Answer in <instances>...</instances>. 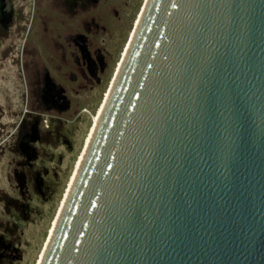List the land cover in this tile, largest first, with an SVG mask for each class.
<instances>
[{"label":"water","instance_id":"obj_1","mask_svg":"<svg viewBox=\"0 0 264 264\" xmlns=\"http://www.w3.org/2000/svg\"><path fill=\"white\" fill-rule=\"evenodd\" d=\"M41 264H264V0H149Z\"/></svg>","mask_w":264,"mask_h":264},{"label":"rangeland","instance_id":"obj_2","mask_svg":"<svg viewBox=\"0 0 264 264\" xmlns=\"http://www.w3.org/2000/svg\"><path fill=\"white\" fill-rule=\"evenodd\" d=\"M145 2L35 0L27 33L18 30V16L0 30V57L9 42L28 45L22 62L45 66L65 92L59 104L43 108L42 99L27 96L20 52L17 73L8 60L1 62L0 264L40 263ZM12 4L31 10L32 0ZM75 43L89 45L92 74L81 59L74 69L69 52Z\"/></svg>","mask_w":264,"mask_h":264},{"label":"flooded vegetation","instance_id":"obj_3","mask_svg":"<svg viewBox=\"0 0 264 264\" xmlns=\"http://www.w3.org/2000/svg\"><path fill=\"white\" fill-rule=\"evenodd\" d=\"M34 4H35V0H32V6L30 10V4L29 5L25 4L24 6H20L19 4L17 8H14L12 4V0H0V30L10 28L13 24L12 18L18 16L20 19V22L17 23L18 30H25L27 33L31 27V21L33 20ZM25 8L28 9L25 10ZM68 38L72 39L70 42H72L73 40L76 41V37H68ZM56 45H58V43ZM75 45H76L75 52L72 51L69 52L72 58L71 61L74 64V69L76 70V72H78V65L80 64V59H81L83 63L87 62L86 65L87 73L92 74L93 67L90 68L92 64V59H91V55L89 54L90 52L89 45H86V48L85 46L78 47V44L76 43ZM27 46L28 45H26L25 47V44L21 45L14 42H9L5 44L2 53L4 56L0 57V65H2L1 64L2 61L8 60L9 66H11L12 69H15L17 73L18 56L20 52L19 60L21 62V70L23 72L24 78H26L28 83L27 96L28 97L33 96L38 98L39 100L42 99L41 101L43 102L42 105L43 108L53 107V104L56 105L60 103L59 96H65L63 87L59 85L58 86L54 85V81L52 80V78L49 77L50 71L45 66L39 65L37 63L35 64L33 63L32 65L29 66L27 64V61L30 62L31 64V60L22 62V55L24 52V48L27 49ZM24 53H26V56L29 55V51L27 50ZM78 53H80L81 58L79 57ZM32 61L34 62V60ZM24 112L28 113L29 110L26 109Z\"/></svg>","mask_w":264,"mask_h":264},{"label":"bare ground","instance_id":"obj_4","mask_svg":"<svg viewBox=\"0 0 264 264\" xmlns=\"http://www.w3.org/2000/svg\"><path fill=\"white\" fill-rule=\"evenodd\" d=\"M148 1H149V0H146V2H145V4H144V8H143V10H142V13H141V15H140L138 21L136 22V25H135L134 30H133V33H132V35H131L130 41H129L128 46H127V49H126V51H125V53H124V56H123V58H122V61H121L120 65H119V67H118V69H117V71H116V74H115V76H114V79H113V81H112V83H111V85H110L109 91H108L107 96H106V100H105V102H104V104H103V106H102L103 108L101 109L100 114L94 117L95 127L93 128L92 135H91V137H90L89 142L87 143V146H86V148H85V151H84V154H83V156H82V158H81V161H80V163L78 164V167H77L76 173H75V175H74V177H73V179H72V182H71V185H70L69 191L67 192V195H66V198H65V200H64V203H63V205H62V207H61V210H60V212H59V214H58V217H57L56 223H55V225L53 226L52 233H51V235H50V237H49L48 243H47V245H46V248H45L44 253H43V256H42V259H41V261H40L39 264L42 263V260H43V258H44L45 253H46V250H47V248H48V246H49L50 240H51V238H52V236H53L54 230H55V228H56V226H57V222H58V220H59V218H60V215H61V212H62V210H63V207H64V205H65V202H66L67 198H68L69 192H70V190H71V188H72V185H73V183H74V180H75V178H76V176H77V173H78V171H79V168H80V166H81V164H82V161H83L84 156H85V154H86L87 148H88V146H89V144H90V142H91V139H92V137H93V135H94L95 129H96V127H97V125H98V122H99V120H100V116H101V114H102V112H103L104 106H105V104H106V102H107V100H108V98H109V95H110V93H111V91H112V88H113V86H114V84H115L116 78H117V76H118V74H119V72H120L121 66H122V64H123V62H124V60H125V57H126L127 53H128L129 47H130V45H131V42H132L133 37H134V35H135V32H136V30H137V28H138V26H139L140 20H141V18H142L143 12H144V10H145V8H146V5H147Z\"/></svg>","mask_w":264,"mask_h":264}]
</instances>
